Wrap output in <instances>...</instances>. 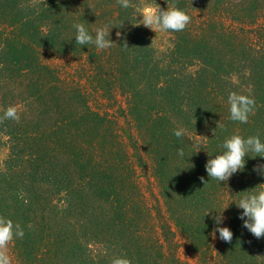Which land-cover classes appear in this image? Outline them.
<instances>
[{"label":"trees","instance_id":"1","mask_svg":"<svg viewBox=\"0 0 264 264\" xmlns=\"http://www.w3.org/2000/svg\"><path fill=\"white\" fill-rule=\"evenodd\" d=\"M131 5L0 0V116H20L0 120V216L24 230L11 264H264V238L235 203L264 188V158L227 182L205 170L233 134L264 141V0ZM146 7H178L190 22L158 47ZM75 23L93 35L108 26L113 46L75 44ZM232 92L255 100L246 124L230 119ZM217 211L230 243L214 233Z\"/></svg>","mask_w":264,"mask_h":264},{"label":"clouds","instance_id":"2","mask_svg":"<svg viewBox=\"0 0 264 264\" xmlns=\"http://www.w3.org/2000/svg\"><path fill=\"white\" fill-rule=\"evenodd\" d=\"M123 9L131 7V0H117ZM142 25L148 27L155 32L157 31H183L190 22V17L178 7L152 8L143 9L141 15ZM75 29V44L87 46L92 45L98 51L110 49L113 46L111 39V31L108 26L97 27L93 33L83 23H75L72 26ZM117 37H121V33L117 32ZM227 103L230 106V119L240 124H246L249 114L253 111L255 100L249 96L232 92L228 95ZM17 108L9 106L0 116V120L19 121ZM219 126V125H218ZM173 135L178 139L186 135V130L177 128L173 131ZM221 148L223 151L217 155H209L206 162L205 170L210 179L227 182L234 174L243 171L247 164V157L264 158V141L259 135L244 137L240 134H233L226 138ZM179 157H184L183 148L177 151ZM252 154H255L254 156ZM254 171L264 177V164L254 166ZM203 177L201 180L203 181ZM206 183V182H205ZM238 209H241L239 219L246 228L257 239L264 238V188L252 189L246 191L235 201ZM227 209V208H226ZM225 211V210H224ZM223 211V212H224ZM213 218L214 233L219 234V238L225 242H231L233 238L232 230L225 223L223 213ZM24 230L20 224L14 223L7 217L0 216V264H11V258L8 254V245L14 238H22ZM112 264H130L126 258H116Z\"/></svg>","mask_w":264,"mask_h":264},{"label":"rangeland","instance_id":"3","mask_svg":"<svg viewBox=\"0 0 264 264\" xmlns=\"http://www.w3.org/2000/svg\"><path fill=\"white\" fill-rule=\"evenodd\" d=\"M148 8V7H146ZM149 31V33L151 34V36L153 37L154 41H155V44L158 46V47H165L166 43H167V35L165 33V31H157L155 32L154 30L146 27ZM6 150H3L1 151V158H4L6 156ZM144 180V184H145V188H146V191H147V194L149 196V199L151 198V192H150V186H149V183H148V180L147 179H143ZM152 200V198L150 199ZM155 204V202H153ZM183 245V244H182ZM182 251H183V255H187L188 254V251L186 249V246L183 245V247L181 248ZM193 261V259H192Z\"/></svg>","mask_w":264,"mask_h":264}]
</instances>
